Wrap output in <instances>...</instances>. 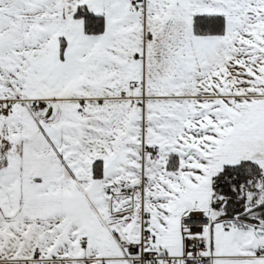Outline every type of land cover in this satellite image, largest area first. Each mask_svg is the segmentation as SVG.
I'll return each mask as SVG.
<instances>
[{"label":"snow or ice","instance_id":"obj_1","mask_svg":"<svg viewBox=\"0 0 264 264\" xmlns=\"http://www.w3.org/2000/svg\"><path fill=\"white\" fill-rule=\"evenodd\" d=\"M0 264H264V0H0Z\"/></svg>","mask_w":264,"mask_h":264}]
</instances>
